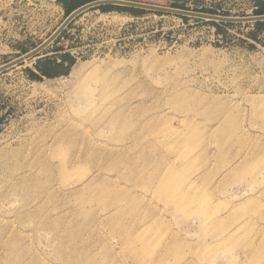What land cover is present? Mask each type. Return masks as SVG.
<instances>
[{"label":"rangeland","instance_id":"374dc122","mask_svg":"<svg viewBox=\"0 0 264 264\" xmlns=\"http://www.w3.org/2000/svg\"><path fill=\"white\" fill-rule=\"evenodd\" d=\"M91 1L0 0V66ZM131 1L264 14V0ZM105 5L0 72V264H264V20ZM174 190L197 202L176 210Z\"/></svg>","mask_w":264,"mask_h":264},{"label":"water","instance_id":"95a60500","mask_svg":"<svg viewBox=\"0 0 264 264\" xmlns=\"http://www.w3.org/2000/svg\"><path fill=\"white\" fill-rule=\"evenodd\" d=\"M105 4H117V5H122V6L123 5L124 6H133V7H138V8L148 9V10L170 12V13H176V14H181V15H191V16H196V17H204V18H210L213 20H221V21H229V22L264 20V14L253 15V16H244V17H229V16H220V15L208 14V13H203V12H197V11H191V10H185V9L161 6V5L136 2V1H131V0H94V1L88 2V3L78 7L73 12H71L67 16V18L63 21V23L54 31V33L52 35H50L49 38L46 39L43 43H41L39 46H37L33 50L27 52L25 55L18 57L16 59L0 66V72H3L10 67L17 65L18 63L37 55L42 50H44L52 41H54L62 33V31L66 28V26L73 19H75L79 14H81L82 12H84L86 10L94 8L96 6L105 5Z\"/></svg>","mask_w":264,"mask_h":264},{"label":"bare ground","instance_id":"6f19581e","mask_svg":"<svg viewBox=\"0 0 264 264\" xmlns=\"http://www.w3.org/2000/svg\"><path fill=\"white\" fill-rule=\"evenodd\" d=\"M249 100L256 103L255 97H251ZM179 106L184 107L185 103H181ZM221 124L223 125L224 122H222ZM242 160L243 159H241V161ZM62 171L64 172V174L67 173V169H63ZM160 187L165 189L166 192H169L172 189V187L169 183V176H166V177H163L160 179ZM178 194H179L178 190H174V193L168 194L170 196L169 201L176 210H185V209H181L184 205L187 206V208H192L191 207L192 204H195L197 202V198H195V196H193L191 194H186V193H184L183 195H178ZM178 197L181 198L182 201L177 202L176 199ZM230 209L231 208H229V210ZM195 210H197L198 215L205 216L206 218L208 217L207 210H205L203 207L199 208V206H197L195 208ZM206 221H209V220H205V223H206ZM107 223L112 225V227L116 230H123L124 231V234H125L126 238L128 239L129 245L132 248V250H135V251L139 250V252H143V249H145L147 244H149V241L141 235H137L135 237L131 236L130 229L125 224L119 222V216H118L117 211H115L114 213H111L110 216L107 217ZM148 229H149V227H147L145 230H142V232H145ZM137 241H140V242L143 241L144 244L142 245L141 248H139L140 246H138V244L136 246ZM216 246H221L222 248L225 247L226 246L225 240L219 239L217 242H215L213 244V247H216Z\"/></svg>","mask_w":264,"mask_h":264},{"label":"trees","instance_id":"16d2710c","mask_svg":"<svg viewBox=\"0 0 264 264\" xmlns=\"http://www.w3.org/2000/svg\"><path fill=\"white\" fill-rule=\"evenodd\" d=\"M93 1V0H92ZM80 5H83V4H80ZM79 5V6H80ZM79 6H74L75 8H72L71 10H69V12H72L74 9H76L77 7H79ZM100 8L102 9V10H107L108 8L109 9H116L117 7H113V5H102V6H100ZM124 8H129V7H124ZM256 24H260V22H256ZM60 57H62L63 58V56H60ZM41 61V60H40ZM40 61L37 63V65H36V67H37V69H40V71L42 72V73H44V74H47V71L44 69V68H42V66H41V64H40ZM29 72H30V76L33 78H38L36 75H35V73L32 71V70H29Z\"/></svg>","mask_w":264,"mask_h":264}]
</instances>
